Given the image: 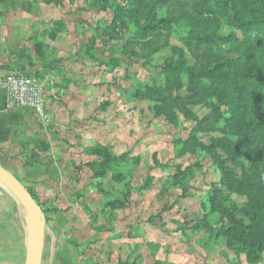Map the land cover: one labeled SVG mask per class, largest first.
<instances>
[{
	"label": "rangeland",
	"instance_id": "374dc122",
	"mask_svg": "<svg viewBox=\"0 0 264 264\" xmlns=\"http://www.w3.org/2000/svg\"><path fill=\"white\" fill-rule=\"evenodd\" d=\"M46 2L66 76L43 86L57 145L35 194L67 264H264V154L220 118L243 86L264 120V38L199 0Z\"/></svg>",
	"mask_w": 264,
	"mask_h": 264
},
{
	"label": "crops",
	"instance_id": "0c3cea01",
	"mask_svg": "<svg viewBox=\"0 0 264 264\" xmlns=\"http://www.w3.org/2000/svg\"><path fill=\"white\" fill-rule=\"evenodd\" d=\"M46 1L0 0V82L8 75L31 76L53 95L54 84L63 81L66 75L60 71L52 74L50 64L44 58L45 51L56 44L48 38V31L64 16L45 4ZM55 134L46 106L40 115L8 105L0 85V166L16 180L17 176L9 167L18 171V177L27 172L24 177L36 184L34 193L49 184L46 179L39 178L43 175L42 170L50 169L55 159ZM45 155L52 160L45 159ZM41 212L45 220L41 264L72 263L76 253L62 248L63 236L47 220L51 217ZM27 223V215L19 202L0 184V264H25ZM80 224L86 228L82 219Z\"/></svg>",
	"mask_w": 264,
	"mask_h": 264
},
{
	"label": "trees",
	"instance_id": "16d2710c",
	"mask_svg": "<svg viewBox=\"0 0 264 264\" xmlns=\"http://www.w3.org/2000/svg\"><path fill=\"white\" fill-rule=\"evenodd\" d=\"M199 1L206 6H211L212 9L208 11L212 15H217L225 25L238 30L244 36L264 38V0ZM59 25L60 22H57L53 26ZM201 39L205 40L206 38L202 37ZM252 65L253 68L256 67L254 64ZM208 73L210 75L219 74L224 80L227 78V73L220 66L213 67ZM260 73L262 74L260 79H264V71L260 70ZM194 87H198L195 93H199L198 90H201L203 86L196 83ZM234 90L237 104L235 107L229 108L224 112L227 117L225 118L223 115H220V112L217 110L220 118L225 122L224 127L228 129V133L233 137L248 141L252 145L251 151L253 153L264 154V120L258 116L257 108L253 105L252 93H246L248 89L244 90L243 86H238ZM136 96L138 97V94ZM91 151H94V147L86 149V152L91 153ZM27 191L31 194L40 209L41 203L36 194L29 189Z\"/></svg>",
	"mask_w": 264,
	"mask_h": 264
},
{
	"label": "water",
	"instance_id": "95a60500",
	"mask_svg": "<svg viewBox=\"0 0 264 264\" xmlns=\"http://www.w3.org/2000/svg\"><path fill=\"white\" fill-rule=\"evenodd\" d=\"M0 184L16 198L27 215L25 264H41L45 233V220L42 212L27 189L1 166Z\"/></svg>",
	"mask_w": 264,
	"mask_h": 264
},
{
	"label": "built area",
	"instance_id": "2783aa9c",
	"mask_svg": "<svg viewBox=\"0 0 264 264\" xmlns=\"http://www.w3.org/2000/svg\"><path fill=\"white\" fill-rule=\"evenodd\" d=\"M0 85L8 105L42 115L45 106L43 86L34 77L8 75L1 80Z\"/></svg>",
	"mask_w": 264,
	"mask_h": 264
}]
</instances>
